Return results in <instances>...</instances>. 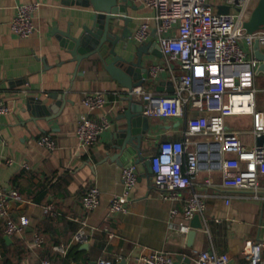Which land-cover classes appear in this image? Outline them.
Segmentation results:
<instances>
[{
	"label": "crops",
	"instance_id": "obj_1",
	"mask_svg": "<svg viewBox=\"0 0 264 264\" xmlns=\"http://www.w3.org/2000/svg\"><path fill=\"white\" fill-rule=\"evenodd\" d=\"M37 2L41 7L35 14V34L17 36L11 28L17 6ZM258 2L254 1L253 10ZM86 12L65 0H0V100L10 108L8 114L0 115V190L19 192L22 200H10V212L15 219L26 215L31 220L26 234L9 236L0 216V264H43L45 259L54 264H84L118 256L127 258L125 264H139L137 258L161 251L174 256L175 261L182 255L197 264L199 252L205 250L218 254L224 264H250L244 248L250 241H264V199L225 189L221 173L204 172L196 180V188L207 202L200 216L203 228L199 229L183 214L192 195L189 190L180 191L177 200L161 196L147 162L163 140L182 139L188 123L205 128L207 116L189 108L184 119L149 117V130L140 148L131 144L122 152L121 138L115 134L127 124L122 118L129 106L127 89L109 74L99 55L78 64L69 52L71 41L63 44L66 33L80 36ZM155 15L143 0H133L128 27L132 33L144 22L155 27ZM128 42V50L120 42L117 53L131 62L142 43L131 36ZM147 43H157L156 37ZM247 50L252 51L250 47ZM260 50L264 54V46ZM113 59L111 56L109 61ZM160 62L164 56L159 58L151 51L143 56L147 68ZM171 67L176 74L183 73L178 62ZM169 83L164 74L158 83L145 82V86L149 91L154 88L153 92L172 94L174 87L169 90ZM255 84L257 104L261 94L264 105V73L257 76ZM96 92H103L108 103L104 109L89 112L83 101ZM85 116L97 122L104 116L113 124L89 148H84L78 137V126ZM228 126L245 131L247 143L255 144L250 134L252 116L231 117ZM46 135L54 138L56 150L40 144ZM131 164L137 165L139 180L130 195L129 214L111 217V200L123 193L122 171ZM208 178L211 185L206 184ZM260 185L264 195V176ZM92 186L101 190L100 205L88 213L82 201ZM49 203L59 211L57 217L44 215L43 208ZM174 209L178 210L175 215ZM85 218L92 240L78 244L73 237L79 229L78 220ZM106 226L114 238H109ZM34 232L46 238L40 249L31 245ZM60 244L68 247L67 256L53 251V246ZM262 257L264 260V250Z\"/></svg>",
	"mask_w": 264,
	"mask_h": 264
},
{
	"label": "built area",
	"instance_id": "obj_2",
	"mask_svg": "<svg viewBox=\"0 0 264 264\" xmlns=\"http://www.w3.org/2000/svg\"><path fill=\"white\" fill-rule=\"evenodd\" d=\"M255 0H143L146 7L156 12L155 27L142 23L131 38L147 43L153 36L164 56V62L149 67L148 83H158L166 74L174 92L149 91L145 85L126 90V96L146 102L144 114L161 119H184L189 108L207 116L206 127L196 122L188 123L184 137L179 140H163L150 158L153 176L161 196L177 200L180 191L192 194L184 206V217L190 221L195 215H204L207 202L196 188L197 177L202 173H221L225 189L233 188L253 198L264 199L260 178L264 176V143L258 145V138L264 136V111L257 109L255 81L264 73L255 56L254 45L259 41L264 46V32L248 34L243 25L250 18ZM218 6H226L228 13H218ZM41 3L17 6L16 16L11 24L12 31L21 38H29L36 32L35 14ZM247 47L252 49L251 52ZM178 62L183 73L176 74L171 64ZM84 104L89 112L104 109L108 101L103 92L86 96ZM10 112L7 104L0 100V115ZM236 116H252L250 131L255 144L249 145L245 131L230 128L228 119ZM188 122V121H187ZM107 117L97 122L85 116L78 126V137L84 148L95 145L101 135L112 127ZM40 144L49 150H56L57 143L51 136H43ZM28 167V165H25ZM136 164L122 171L123 193L112 198L109 208L111 217L129 214L130 195L139 180ZM207 185L212 181L208 178ZM101 190L90 187L83 197V207L90 213L100 205ZM10 200H22L17 191L0 190V216L9 236L24 235L31 220L24 215L15 219L9 208ZM45 216L57 217L59 211L49 203L43 208ZM178 213L174 209L172 214ZM79 229L73 242L88 244L92 237L88 230V219L78 220ZM184 231L186 227L182 228ZM109 238L114 233L105 227ZM46 238L39 232L33 233L32 247L40 249ZM53 251L67 256L64 244L53 246ZM264 241H250L244 248L250 264H264L262 252ZM124 256L115 260L99 258L84 264H115L126 261ZM139 264H174V256L166 252H153L136 259ZM197 264H224L213 251L199 252ZM43 264H54L51 259Z\"/></svg>",
	"mask_w": 264,
	"mask_h": 264
},
{
	"label": "water",
	"instance_id": "obj_3",
	"mask_svg": "<svg viewBox=\"0 0 264 264\" xmlns=\"http://www.w3.org/2000/svg\"><path fill=\"white\" fill-rule=\"evenodd\" d=\"M133 0H65L67 4H73L87 10L82 15L84 25L81 28L80 36L76 37L66 33L63 44L71 41L68 45L69 52L75 57L78 64L93 55H99L105 69L109 74L125 89L131 90L135 87L145 85L146 80L150 77V70L143 64V56L149 51L154 56L163 57L158 43H143L137 48L134 59L130 62L125 56L117 53V47L120 42H124V50H128V38L132 31L128 24L132 21L129 16L130 4ZM230 9L226 6H218V13H228ZM125 25L124 29L122 28ZM248 34H253L259 30H264V0H259L254 8L252 15L243 25ZM155 47H152V46ZM255 56L264 61V54L260 50L259 41L254 45ZM114 59L109 61L110 57ZM260 71L264 72V62L260 66ZM162 89L157 87V90ZM172 84L169 83V90ZM154 91V88H151ZM146 102H135L129 97V106L122 115L126 119L125 127L120 128L115 137L121 138L118 142L122 152H126L129 145L140 148L143 135L149 130V117L144 114ZM144 126L142 128V124ZM264 136L258 138L257 144L263 145ZM149 172L153 174L151 161L147 162ZM154 178V176H153ZM155 181V178H154ZM195 228H203L199 214L192 219ZM190 236L193 238L195 232L192 231ZM191 258L178 256L174 264H191ZM121 264H125V261Z\"/></svg>",
	"mask_w": 264,
	"mask_h": 264
},
{
	"label": "rangeland",
	"instance_id": "obj_4",
	"mask_svg": "<svg viewBox=\"0 0 264 264\" xmlns=\"http://www.w3.org/2000/svg\"><path fill=\"white\" fill-rule=\"evenodd\" d=\"M262 98V95L259 94L258 95V104H257V108L258 110L264 111V105L261 103L260 99ZM246 127L248 128V125H246Z\"/></svg>",
	"mask_w": 264,
	"mask_h": 264
}]
</instances>
